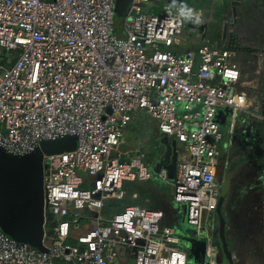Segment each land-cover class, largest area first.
<instances>
[{"label":"built area","instance_id":"obj_1","mask_svg":"<svg viewBox=\"0 0 264 264\" xmlns=\"http://www.w3.org/2000/svg\"><path fill=\"white\" fill-rule=\"evenodd\" d=\"M150 1L131 0L121 38L119 0H0V156L41 157L44 215L60 217L49 237L44 231L41 248L0 226V264H120L129 257L135 264H189L159 208L106 212L124 181L155 177L146 147L119 150L123 129L138 114L185 145L172 199L205 241L200 264H221L208 228L223 187L217 168L227 147L239 143L237 116L264 115L254 111L229 43L184 48L187 27L204 33L201 12L172 0L148 12ZM67 138L76 139L73 150L44 151L45 143ZM156 178L168 181V171ZM80 211L97 215L92 229L75 236L87 220ZM261 222L264 237V200Z\"/></svg>","mask_w":264,"mask_h":264},{"label":"rangeland","instance_id":"obj_2","mask_svg":"<svg viewBox=\"0 0 264 264\" xmlns=\"http://www.w3.org/2000/svg\"><path fill=\"white\" fill-rule=\"evenodd\" d=\"M167 2L168 0H151L146 7L148 12L159 13ZM182 2L200 12L202 9L203 19L212 18L216 23L212 31L214 28L219 34L227 31L229 45L235 47L243 69L244 90L255 108L264 106V0H182ZM182 43L184 48H198L202 45L214 44V38L209 35L203 38L199 27L192 26L185 29ZM13 54L12 52L11 55ZM260 130L259 134L256 132L251 136L250 144L248 139L235 142L228 158L225 157L226 169L236 165L232 171L229 194L224 203L227 240L234 264H264V237L261 232V205L264 200V128ZM123 134L126 143L121 145L119 150L128 152L135 147H146L150 153L146 163L151 166L165 152L158 123L150 116L138 114L131 125L123 129ZM168 138L175 147L176 140ZM257 153L261 157H258ZM179 158L177 153L178 162ZM170 182V179L160 181L156 175L149 181H124L118 199L107 205L106 212L113 214L132 205L159 208L164 213L162 225L176 230L181 245L188 251L189 264H200L202 237L199 236L197 229L187 225L184 207L173 203ZM35 196L34 192L32 196L8 195L0 203V212L5 213L6 218L9 214L13 215L11 220L18 219L27 211L35 214L37 209ZM80 213L87 220L77 229H73L75 236L85 234L95 225L94 219L97 213L91 211H80ZM44 219L46 220L44 231L49 237L60 217L45 213ZM211 227L215 230L217 252L222 263V251L218 241L219 222L216 215L211 216L208 221V228ZM120 264H135V262L133 257H129Z\"/></svg>","mask_w":264,"mask_h":264},{"label":"water","instance_id":"obj_3","mask_svg":"<svg viewBox=\"0 0 264 264\" xmlns=\"http://www.w3.org/2000/svg\"><path fill=\"white\" fill-rule=\"evenodd\" d=\"M171 2L181 4L182 0H172ZM130 3L131 0H119L117 5L115 29L121 38L125 37L123 24L129 11ZM206 28L207 26L203 25L200 27V30L205 31ZM220 43L222 48H225V44L229 43L226 30L222 35ZM231 48L236 51L235 47L231 46ZM162 143L165 152L152 166V171L154 175H157L164 168L168 171V177L172 181L176 176L178 165L177 142L174 147L173 143H170L169 138L164 137ZM76 145L77 141L75 138H67L45 143L43 149L46 153H53L60 150H73ZM41 168L42 161L40 156H0V203L8 195L32 196L34 192L36 194L35 205L37 206L35 214L27 211L16 220L8 219L5 213L0 212V226L5 233L17 241L27 243L35 248H41L43 246L44 238V192ZM232 170L233 168L231 167L226 173L221 195L215 206V214L219 222L218 241L222 251L221 264H234L233 255L227 240V221L224 214V203L229 194Z\"/></svg>","mask_w":264,"mask_h":264},{"label":"crops","instance_id":"obj_4","mask_svg":"<svg viewBox=\"0 0 264 264\" xmlns=\"http://www.w3.org/2000/svg\"><path fill=\"white\" fill-rule=\"evenodd\" d=\"M202 12L203 11L201 9V14L203 15ZM208 19H209V17H206V20L204 19V23H205L204 25L207 26V28L205 29L204 33L202 34V37L206 38L207 35L212 36L214 38V44H219L221 42L223 33L219 34L218 31L215 28L212 31V27L216 23L214 22V20H212V18L210 20H208ZM235 58H236V64L239 66V68L241 70V73H242L243 69H242V66H241V63H240V59L238 58L237 54H236ZM242 79H243V76H242ZM263 107L264 106H262V105L260 106V108H258V107L255 108L254 107V111H258V112H260V113H262L264 115V108ZM226 115L229 116L228 114H226ZM227 121L229 122L228 126L230 127L232 125L230 119L229 120L227 119ZM262 128H264V120L262 121V119H259V118L255 117V116H250V115L245 114V113H240L237 116V118H236V122L234 123V133L237 135L236 138L239 139V142H242L243 139L246 140V138H245L246 136L251 137L252 135L256 134V132L258 133L259 131H261L260 129H262ZM227 130H228V127L226 126L225 131H224L226 134H228V132H226ZM248 142H249L248 144L251 143V141L249 139H248ZM233 143H234L233 141H230L231 145ZM227 148H228V152L226 153V159L228 158L230 150L232 148H234V145H232L230 147H227ZM177 151H178V154L180 156L179 159L185 158V154H186L185 145L177 143ZM256 152H259V150L258 151L256 150ZM257 154H259V153H257ZM258 157H261V155L259 154ZM7 217H8V219H12L13 215L9 214V215H7ZM184 218H185V209H184ZM168 227H170V226H168ZM201 240H202L201 241V244H202L201 245V253H202L201 262H202L203 259H204V255H205V241H204L203 238ZM218 260H219V256H218Z\"/></svg>","mask_w":264,"mask_h":264},{"label":"flooded vegetation","instance_id":"obj_5","mask_svg":"<svg viewBox=\"0 0 264 264\" xmlns=\"http://www.w3.org/2000/svg\"><path fill=\"white\" fill-rule=\"evenodd\" d=\"M246 139H250L251 140V137H248L246 136L245 137ZM248 141V140H247ZM225 157L226 155H223V158L221 159V162L217 168V174H218V177H221V180L222 182H224V178H225V175L227 173V171L232 167V168H235L236 165H231L229 168L226 169L225 167ZM233 171V170H232ZM231 178H232V174H231ZM230 183H231V179H230Z\"/></svg>","mask_w":264,"mask_h":264},{"label":"trees","instance_id":"obj_6","mask_svg":"<svg viewBox=\"0 0 264 264\" xmlns=\"http://www.w3.org/2000/svg\"><path fill=\"white\" fill-rule=\"evenodd\" d=\"M56 264H58V263H56Z\"/></svg>","mask_w":264,"mask_h":264}]
</instances>
